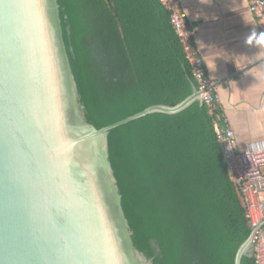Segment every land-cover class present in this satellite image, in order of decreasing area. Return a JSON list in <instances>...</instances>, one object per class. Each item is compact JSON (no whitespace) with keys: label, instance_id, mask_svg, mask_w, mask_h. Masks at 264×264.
<instances>
[{"label":"trees","instance_id":"obj_1","mask_svg":"<svg viewBox=\"0 0 264 264\" xmlns=\"http://www.w3.org/2000/svg\"><path fill=\"white\" fill-rule=\"evenodd\" d=\"M58 4L79 103L96 129L194 94L184 46L160 0ZM221 114L195 102L109 133L134 245L153 264H235L252 234L215 132Z\"/></svg>","mask_w":264,"mask_h":264},{"label":"water","instance_id":"obj_2","mask_svg":"<svg viewBox=\"0 0 264 264\" xmlns=\"http://www.w3.org/2000/svg\"><path fill=\"white\" fill-rule=\"evenodd\" d=\"M82 112L58 0H0V264H153L134 245L109 133ZM253 232L235 264L254 256Z\"/></svg>","mask_w":264,"mask_h":264},{"label":"crops","instance_id":"obj_3","mask_svg":"<svg viewBox=\"0 0 264 264\" xmlns=\"http://www.w3.org/2000/svg\"><path fill=\"white\" fill-rule=\"evenodd\" d=\"M195 30V46L221 84L219 109L239 148L264 140V46L245 38L261 33L245 0H181Z\"/></svg>","mask_w":264,"mask_h":264},{"label":"built area","instance_id":"obj_4","mask_svg":"<svg viewBox=\"0 0 264 264\" xmlns=\"http://www.w3.org/2000/svg\"><path fill=\"white\" fill-rule=\"evenodd\" d=\"M251 14L259 21L264 33V0H245ZM170 14L171 23L180 38L186 58L197 84V91L211 113L219 109L220 82L212 78L203 56L195 46V30L181 8V0H160ZM221 114L215 122V132L221 143L231 180L238 189L247 219L252 228L256 264H264V140L249 143L240 149L234 132L226 127Z\"/></svg>","mask_w":264,"mask_h":264},{"label":"clouds","instance_id":"obj_5","mask_svg":"<svg viewBox=\"0 0 264 264\" xmlns=\"http://www.w3.org/2000/svg\"><path fill=\"white\" fill-rule=\"evenodd\" d=\"M245 44L248 46H264V33H255L251 32L246 38H245Z\"/></svg>","mask_w":264,"mask_h":264}]
</instances>
